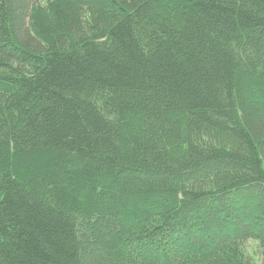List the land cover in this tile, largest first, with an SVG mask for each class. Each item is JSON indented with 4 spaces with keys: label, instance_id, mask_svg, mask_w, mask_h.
Instances as JSON below:
<instances>
[{
    "label": "trees",
    "instance_id": "trees-1",
    "mask_svg": "<svg viewBox=\"0 0 264 264\" xmlns=\"http://www.w3.org/2000/svg\"><path fill=\"white\" fill-rule=\"evenodd\" d=\"M0 264H264V0H0Z\"/></svg>",
    "mask_w": 264,
    "mask_h": 264
},
{
    "label": "rangeland",
    "instance_id": "rangeland-1",
    "mask_svg": "<svg viewBox=\"0 0 264 264\" xmlns=\"http://www.w3.org/2000/svg\"><path fill=\"white\" fill-rule=\"evenodd\" d=\"M245 250H246V254L252 259H254L256 263L261 262V255H260L261 251L258 243L252 240L248 241L245 245Z\"/></svg>",
    "mask_w": 264,
    "mask_h": 264
}]
</instances>
